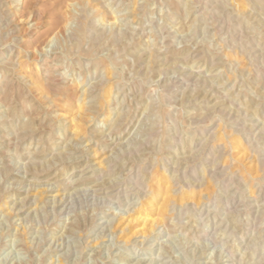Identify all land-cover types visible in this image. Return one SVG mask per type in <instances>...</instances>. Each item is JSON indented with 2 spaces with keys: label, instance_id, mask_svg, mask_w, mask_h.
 <instances>
[{
  "label": "rangeland",
  "instance_id": "1",
  "mask_svg": "<svg viewBox=\"0 0 264 264\" xmlns=\"http://www.w3.org/2000/svg\"><path fill=\"white\" fill-rule=\"evenodd\" d=\"M0 264H264V0H0Z\"/></svg>",
  "mask_w": 264,
  "mask_h": 264
},
{
  "label": "bare ground",
  "instance_id": "2",
  "mask_svg": "<svg viewBox=\"0 0 264 264\" xmlns=\"http://www.w3.org/2000/svg\"><path fill=\"white\" fill-rule=\"evenodd\" d=\"M173 13V12H172ZM204 16V15H203ZM201 17V16H200ZM220 33V32H219ZM199 51V50H198ZM211 150V149H210ZM220 152V151H219ZM247 153V152H246ZM249 154V153H248ZM244 155H246V154H244ZM251 156V155H250ZM245 157V156H244ZM246 159V158H245ZM238 165H239V163H238ZM257 166V165H256ZM107 171V170H106ZM169 179V178H168ZM211 181V180H210ZM209 184V183H208ZM170 185V184H169ZM203 188V187H202ZM182 204V203H181ZM181 206V205H180ZM135 219V218H134ZM139 219V218H138ZM147 220V219H146ZM132 221H135V220H132ZM154 224V223H153ZM127 225V224H126ZM134 232V231H133ZM130 237V236H129Z\"/></svg>",
  "mask_w": 264,
  "mask_h": 264
}]
</instances>
